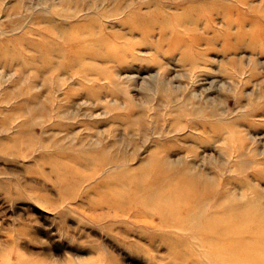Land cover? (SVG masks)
Returning <instances> with one entry per match:
<instances>
[{
    "label": "rangeland",
    "instance_id": "374dc122",
    "mask_svg": "<svg viewBox=\"0 0 264 264\" xmlns=\"http://www.w3.org/2000/svg\"><path fill=\"white\" fill-rule=\"evenodd\" d=\"M44 49L75 66L40 88L30 63ZM32 79L50 115L31 128ZM59 105L78 111L59 121ZM122 138L134 158L98 177L182 146L220 194L264 214V0H0V264H240L197 231L213 198L178 226L123 214L69 173Z\"/></svg>",
    "mask_w": 264,
    "mask_h": 264
},
{
    "label": "bare ground",
    "instance_id": "6f19581e",
    "mask_svg": "<svg viewBox=\"0 0 264 264\" xmlns=\"http://www.w3.org/2000/svg\"><path fill=\"white\" fill-rule=\"evenodd\" d=\"M54 51L58 53L57 55H61L59 48ZM49 52L50 49L40 51L39 61L36 64L30 61V64L33 65L32 74L29 77L38 76L41 82L40 88L49 87L56 72L62 69L70 72L75 66L72 62L75 56L73 51L65 65L57 60H52L49 57ZM33 80L26 86L28 90L25 91V97L21 103L28 115H34L28 122V126L31 128L34 124L39 123V120L50 115V102L48 99H41L38 91L31 88ZM81 92L86 96L90 95L88 88L82 89ZM75 106L71 105L67 108L64 105H59L56 108L59 121L67 115L70 117L75 115L78 111V108H74ZM156 117H158V113H156ZM196 126V124H190L193 129ZM177 127L183 128L179 125ZM162 129L163 125H157L155 128L159 133ZM29 134L34 137L33 131L30 130ZM135 134L145 139L149 138L145 124L140 123ZM182 136L186 137V134ZM175 137L180 139V136ZM132 138L135 137L132 136ZM130 141L135 145L136 140H125V138L117 143L111 142L109 146H99L100 141L92 143L88 149L90 150L91 147L93 150L86 156L81 155L77 158L75 155L72 157L73 161L82 160L88 171L80 174L79 171L70 169L69 173L90 179L95 178L97 184L94 185V191L100 193V197L109 207H113L123 214L135 215L138 211L150 214L151 211V214H156L162 221L178 226L183 221L178 214L180 210H189L195 206L201 208L202 201L211 197L213 199L210 209L202 215L203 227L197 231L210 244H213V239H217L218 244L213 245L218 249L228 250L232 256L238 258L240 264H264V214L256 212L252 204H242L238 202V198H229L214 189L216 182L214 174L205 173L192 162L183 160L182 151L185 154L191 153L190 148L185 149L180 146L174 150V147L168 145L164 150L151 152L138 162V166H130L123 171L98 177L99 172L105 171L109 167L129 164V161L134 158V154L125 156L124 153L125 144ZM137 148L136 146L135 149ZM171 152H176L177 156L172 157Z\"/></svg>",
    "mask_w": 264,
    "mask_h": 264
}]
</instances>
